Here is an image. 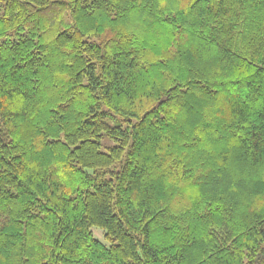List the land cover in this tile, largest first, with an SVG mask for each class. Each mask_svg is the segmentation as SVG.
I'll list each match as a JSON object with an SVG mask.
<instances>
[{
    "label": "trees",
    "instance_id": "obj_1",
    "mask_svg": "<svg viewBox=\"0 0 264 264\" xmlns=\"http://www.w3.org/2000/svg\"><path fill=\"white\" fill-rule=\"evenodd\" d=\"M0 264H264V0H0Z\"/></svg>",
    "mask_w": 264,
    "mask_h": 264
},
{
    "label": "rangeland",
    "instance_id": "obj_2",
    "mask_svg": "<svg viewBox=\"0 0 264 264\" xmlns=\"http://www.w3.org/2000/svg\"><path fill=\"white\" fill-rule=\"evenodd\" d=\"M105 145H107V144H105ZM94 230V236L99 240V241H102L103 242V240H104V238H103V233H102V231L101 230H99V229H93Z\"/></svg>",
    "mask_w": 264,
    "mask_h": 264
}]
</instances>
